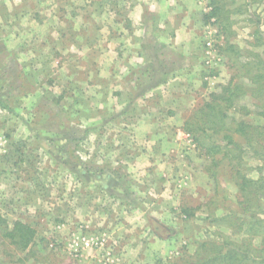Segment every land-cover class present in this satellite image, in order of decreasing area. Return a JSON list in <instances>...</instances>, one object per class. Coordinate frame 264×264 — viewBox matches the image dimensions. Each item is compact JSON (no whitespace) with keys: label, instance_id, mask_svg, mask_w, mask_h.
<instances>
[{"label":"rangeland","instance_id":"1","mask_svg":"<svg viewBox=\"0 0 264 264\" xmlns=\"http://www.w3.org/2000/svg\"><path fill=\"white\" fill-rule=\"evenodd\" d=\"M59 1L62 8L68 6L67 0H53V3ZM126 1H80L81 5H86L81 10L85 13H78L81 16L74 19L87 18L77 30L84 43L81 49L69 38L76 35L72 32L74 27L71 32L67 30L69 41L15 45L10 39L6 42L5 37L0 38V50L3 52L0 53V87L6 86L4 93L9 96L11 92L15 96L13 99H18L16 109L0 108V219L7 221L10 228L16 220H22L36 230L33 241L22 248L5 238L4 227L0 225V264H169L181 258L185 251L192 253L199 241L210 235L222 233L230 240H242L249 236L246 224L241 225L239 218L242 216L264 218V199L261 206L253 205L256 207L253 209L255 215L248 207L250 211L244 214L237 205L239 190L233 172L224 162L217 167L213 165L214 158L222 159V152L214 156L206 155L193 135L185 130L187 120H191L195 113L203 119L202 108L211 92L218 85L227 83L237 72L231 67L234 64L233 51L226 49L227 45L223 49L221 47L224 46V34L220 31L219 22L216 18L208 20L205 17L211 9V0H198L204 12V24L197 30L200 47L196 49V60L200 61V76L193 80L195 86L192 85L184 97L171 101L168 96L172 104L169 107L175 108L171 112L176 121L154 126L158 133L172 136L168 138L171 142L164 146L163 142L138 139V134L144 137L140 134L144 131H140V126L133 121L136 115L130 109L103 108L106 104L112 107L115 103L117 94L111 96L108 87L115 79L96 78L94 72L97 69L101 71V65L105 69L109 64L108 37L111 35L116 40L123 38L121 24H124L122 18L126 16ZM237 3L245 11L243 14L233 13L236 36L230 41L246 47L251 38L249 32L254 26L253 20H264V0H237ZM95 5L104 14L89 12L94 11ZM232 6L230 4L229 9ZM108 9H111L112 15L117 14L122 19L114 26L117 28L107 27L105 11ZM112 9L116 13H112ZM249 12L254 18L252 21L249 20ZM70 23L68 20V25ZM262 27L264 29V25ZM2 30L5 28L0 25V32ZM208 41L211 42L210 53H207ZM80 50L84 53L88 50L83 60ZM114 52L111 51L117 56V51ZM209 58L211 60L207 64ZM66 63L73 68L72 79L64 76L68 73L63 67ZM51 80H54L53 83ZM40 82H44L48 90L39 89ZM92 84L100 91H92ZM24 94L29 96V103ZM127 99L126 93L119 91V104L115 107L122 106L124 101L128 102ZM99 104H102L99 108L92 107ZM164 104L169 103L166 101ZM247 108L256 110L254 99L250 96L242 98L222 121L207 120V127L215 126L217 131L208 127L207 132L211 136H206V141L225 146L223 135L234 133L237 120L263 123L257 114H247ZM165 111H155V115L162 118ZM204 117L212 118L207 114ZM75 134L84 139L74 148L70 138ZM234 136L239 138L236 133ZM155 147L157 157H153ZM72 148L77 149L75 154L83 162L70 156L68 152ZM142 152L144 155H141ZM245 154L246 174L259 178L255 167L260 161L251 152ZM138 160L148 166H157V170L163 172L157 181L163 189L168 187L166 194L161 195L162 204L158 206L162 210L164 207L163 221L155 228L161 236L159 238L153 237L152 232L143 234L140 227L141 230L136 233L129 231L131 235L125 239L124 229L134 226L128 219L133 217L131 213L138 198L130 189L123 199L114 195H122L118 186L120 182L129 187L134 184L136 176L128 170ZM83 166H90V172L81 171ZM214 168L217 169L215 177L211 172ZM116 169L121 170V177L120 173H115ZM110 174L112 178H108ZM117 178L119 183L115 181ZM152 199L147 195L150 206ZM204 202L206 206L192 210L194 215L191 217H184L185 214L181 213L180 206L184 204L199 206ZM253 202L255 204V198L251 197L248 205ZM238 206L240 210L237 216H233L230 210ZM245 206L246 203L242 205ZM210 214L221 219L206 217ZM145 220L149 226L154 223L150 218ZM84 238L94 242L104 238L105 246L94 243L92 247H85ZM133 238L145 248L134 251L131 244Z\"/></svg>","mask_w":264,"mask_h":264},{"label":"crops","instance_id":"2","mask_svg":"<svg viewBox=\"0 0 264 264\" xmlns=\"http://www.w3.org/2000/svg\"><path fill=\"white\" fill-rule=\"evenodd\" d=\"M80 1L67 0L68 6L62 8L61 1L53 3V0H0V25L3 29L5 28V30L0 32V38L5 37L6 42L10 39V42L15 45L50 43V41L54 42V40L58 42L62 40L69 41L66 37L67 30L71 32L74 27L72 32H75L76 37L69 38L70 40L72 39L71 42L79 44L80 47L78 48L81 49L84 43H82L83 39L77 30H80L82 22H86L87 18H80L79 21L74 19L77 16H81L78 13H85V11L82 12L81 10L86 5H81ZM94 1L91 0V3ZM96 1L98 2L99 0ZM198 2V0H127L124 3L126 16L122 18L124 24H121L124 31L122 40H116L111 35L107 39L109 64L105 69L101 65V71L97 69L94 72V76L96 78H114L116 81L111 80V86L108 87L110 88L111 96L117 95H115V103L112 107L111 104H106L103 108L105 107V110L121 109L120 107L130 109L133 115H136L133 121L140 126V131H144L140 132L144 137L138 134V139L141 138L154 143L163 142L164 146L171 142L168 138L172 136L166 137L165 134L158 133L154 126L156 124H170L171 121H176L175 116L171 112V110L175 111V108L169 107L172 104H170L171 102L168 99L171 98V101H177L178 97H184L185 93L195 86L193 80L198 79L200 76L198 73L200 61L196 60V49L200 47L197 30L198 27L204 24L202 20L204 12ZM77 5L80 6L77 7ZM70 6H73V8H68ZM95 9L94 11L89 9V12L98 14L101 12L104 14L96 5ZM112 13H116L114 9H112ZM105 14H107V27H114L116 24H120L122 19L117 14L112 15L111 9L105 11ZM67 19L71 22L69 25ZM4 33L5 36H2ZM95 43L96 39L93 44ZM114 50L117 51V56L111 53V51L115 53ZM1 51L0 53L3 54ZM87 51L86 53L80 52L81 55L83 54L81 56L82 60L88 55ZM31 53L34 56L33 51ZM33 60H36V58ZM74 61L76 63L77 59L74 58ZM66 65L67 63L63 67L65 68L64 71L68 73H64V76L67 79H72L71 73L74 71L71 70L73 68L71 69L70 64ZM77 67L79 68L78 65ZM90 72L91 77H93L92 69ZM28 76L29 74H27ZM115 82L117 83L113 84ZM44 84V82H41L39 89L48 90V86ZM94 84L90 86L92 91L96 90L99 92L100 88L93 87ZM95 86L98 85L96 84ZM119 91L122 94L126 93L129 99H127L128 102L124 101L122 106L115 107L119 104L117 102ZM156 94H158V101L156 100ZM23 96L28 99L26 102L29 103V96L25 94ZM11 99L8 104L14 110L18 99L14 100L13 97ZM163 101H168L169 104H164ZM101 106L102 104L92 107L99 108ZM165 107L167 108L165 109ZM0 108L3 107L0 106ZM164 110L166 111L162 118L155 115V111L160 113ZM116 146L118 147L119 145ZM152 151L151 148V153ZM155 152L156 147L154 148L153 157L158 155ZM141 155H144L143 152ZM116 171L117 174L120 173V177L123 175L121 170L116 169ZM128 171H133L132 173L136 176L134 184L131 187L129 185L125 186L123 183H119L118 178L117 180L115 179L119 183L118 186L121 188L122 195H114L115 198L121 199L125 196V192L130 189V192L138 198L137 204L134 205L131 213L133 217L128 219L134 226L129 225L124 229L126 231L125 239L132 232L136 233L135 231L141 229L143 234L147 235L152 232L155 235L153 237L159 238L161 236L155 228L163 221L162 213L164 207L162 210L158 206L162 204L161 195L166 194L168 191V187L163 189L157 181L163 172L157 170V166H148V164H144L139 160L133 163L132 168H129ZM155 173L158 175H154ZM108 178H112V175H108ZM147 195L153 197L151 206L150 204L148 205L146 200ZM146 218H150L154 222L153 225L149 226L146 223ZM131 244L134 246V251H139V248H145L140 246L141 242L134 238ZM151 248L154 249V246L151 245Z\"/></svg>","mask_w":264,"mask_h":264},{"label":"trees","instance_id":"3","mask_svg":"<svg viewBox=\"0 0 264 264\" xmlns=\"http://www.w3.org/2000/svg\"><path fill=\"white\" fill-rule=\"evenodd\" d=\"M209 4L211 9L205 13V17L208 20L216 18V21L219 22L220 31L224 34V46L221 47L223 49L227 45L226 49L233 51L234 64L231 67L237 69V72L232 74L227 83L218 85L217 89L211 92L209 100L202 108L203 119L199 117L198 113H195L191 120H187L185 130L193 135L194 140L206 151V155L214 156L222 152V159L214 158L213 165L217 167L224 162L230 167L239 190L237 205L240 206L244 214L251 210V213L255 215L253 209L256 207L253 205L261 206L264 199V29L262 27L264 20L261 18L253 20L252 13L249 12V20L254 21V26L249 32L251 38L248 40L247 46L242 47L237 42L234 43L230 40L236 36L234 28L236 20L233 13L243 14L245 11L243 6L237 3V0H227V3L226 0H211ZM230 4L233 6L229 9ZM24 81L26 82V80ZM5 87H0V93L6 91ZM4 94H0V106L11 111L12 108L9 106L8 100L15 96L11 92L8 94L9 96ZM247 96L254 99L256 110L247 108L246 113L257 114L263 123H256L254 120H237L234 133L239 135L238 139L235 138L234 133L230 132L223 135L225 146L208 143L206 141V136L209 135L208 127L213 128L215 132L217 130L212 125L207 127V120L216 122L217 119H220L222 121L229 116V110L236 107L238 102ZM244 108L246 109V107ZM206 114L212 118L204 117ZM70 139L71 145L75 148L78 143L83 142L84 137L75 134L71 135ZM74 148L69 149L68 153H71L70 156H73L75 160L83 162L75 154L77 149L74 150ZM247 152H251L252 156L260 161V164L255 167L260 174L257 179L247 175L244 170L243 161ZM91 160L93 161V159ZM104 168L106 169V167ZM90 170V166H83L81 171L89 173ZM211 172L214 177L217 175L216 168L211 169ZM251 197L255 198V204L253 202L252 205H248ZM245 203L246 208L242 207ZM203 205L205 202L199 206L184 204L180 206L181 213L185 214L184 217H191L194 215L192 210ZM239 206L234 208L235 210H230L233 216H237L240 210ZM206 217L213 220L221 219L214 214ZM239 219L242 220L241 225L246 224L249 236L242 240H230L228 235L225 238L222 233L216 236L210 235L201 239L197 249L195 248L192 253L185 251L181 258L171 261L169 264H264V218L252 216L248 219L246 216H242ZM0 225L4 227L5 238L10 239V242L19 247H28L35 237V228L22 220H16L13 227L10 228L7 221L4 222L0 219Z\"/></svg>","mask_w":264,"mask_h":264},{"label":"built area","instance_id":"4","mask_svg":"<svg viewBox=\"0 0 264 264\" xmlns=\"http://www.w3.org/2000/svg\"><path fill=\"white\" fill-rule=\"evenodd\" d=\"M210 46H211V42L208 41L207 42V47H208L207 53H210ZM210 60H211L210 58L206 60L207 64L210 63ZM94 243H96L97 246H105V239L102 238L98 241L96 240L95 242H94V240H91V239H89V240H86L85 238L83 239V244L85 245V247H92L94 245Z\"/></svg>","mask_w":264,"mask_h":264}]
</instances>
